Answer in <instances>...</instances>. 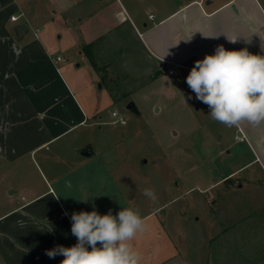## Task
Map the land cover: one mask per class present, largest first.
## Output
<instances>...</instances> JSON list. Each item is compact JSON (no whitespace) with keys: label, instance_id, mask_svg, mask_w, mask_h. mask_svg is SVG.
I'll list each match as a JSON object with an SVG mask.
<instances>
[{"label":"crops","instance_id":"1","mask_svg":"<svg viewBox=\"0 0 264 264\" xmlns=\"http://www.w3.org/2000/svg\"><path fill=\"white\" fill-rule=\"evenodd\" d=\"M93 41L111 76L139 70L125 85L143 75L182 85L217 46L264 55V0H0V264H60L46 250L76 244L71 214L93 206L101 215L139 210L140 264H193L163 205L135 207L98 156L94 135L121 100L83 51ZM161 60L177 65L173 75ZM237 128L253 156L239 169L257 164L264 174V122Z\"/></svg>","mask_w":264,"mask_h":264},{"label":"rangeland","instance_id":"2","mask_svg":"<svg viewBox=\"0 0 264 264\" xmlns=\"http://www.w3.org/2000/svg\"><path fill=\"white\" fill-rule=\"evenodd\" d=\"M135 72H112L117 95L131 92L118 104L126 124L107 114L94 135L103 164L135 207L163 205L159 214L193 264H264V174L257 164L239 169L253 156L238 128L213 120L187 83L143 75L123 84Z\"/></svg>","mask_w":264,"mask_h":264},{"label":"clouds","instance_id":"3","mask_svg":"<svg viewBox=\"0 0 264 264\" xmlns=\"http://www.w3.org/2000/svg\"><path fill=\"white\" fill-rule=\"evenodd\" d=\"M185 82L195 98L208 106L213 120L227 127L264 122V55L252 54L247 48L217 46L214 54L195 61ZM143 195L153 202L158 199L152 189H145ZM70 219L77 243L46 250L49 258L62 255L60 264H140L141 253L132 241L147 225L138 209L121 208L115 215L111 210L101 215L93 206L91 212H73ZM18 223L23 226L22 221Z\"/></svg>","mask_w":264,"mask_h":264},{"label":"trees","instance_id":"4","mask_svg":"<svg viewBox=\"0 0 264 264\" xmlns=\"http://www.w3.org/2000/svg\"><path fill=\"white\" fill-rule=\"evenodd\" d=\"M96 45V42H90L83 47V51L86 53L88 56L91 65L93 68L101 74L102 80L105 83V85L109 88L111 91V94L113 96V99L115 102L120 101L121 99L127 97V95L131 92H121L120 96L117 95L115 91V87L118 89V85H120L119 81H114V79L111 76V72L107 69L108 65L107 64H101L95 54L94 51V46ZM119 90V89H118ZM228 180V179H227Z\"/></svg>","mask_w":264,"mask_h":264},{"label":"built area","instance_id":"5","mask_svg":"<svg viewBox=\"0 0 264 264\" xmlns=\"http://www.w3.org/2000/svg\"><path fill=\"white\" fill-rule=\"evenodd\" d=\"M118 1H121V0H118ZM20 16L21 15H13L11 17V19L16 21L19 19ZM57 59L60 60L63 58L58 56ZM176 67H177V65L175 63H171L170 61H167V60H161L159 66H158V69L162 72L168 73L169 75H173ZM112 117L115 118L113 120L114 123L126 124V122H127L126 118L117 111L112 112ZM236 138H239L240 140L244 139L243 136H238V135L236 136Z\"/></svg>","mask_w":264,"mask_h":264},{"label":"water","instance_id":"6","mask_svg":"<svg viewBox=\"0 0 264 264\" xmlns=\"http://www.w3.org/2000/svg\"><path fill=\"white\" fill-rule=\"evenodd\" d=\"M26 28H27V27H26L25 25H20V26L17 27V29H18L20 32L23 31V30L26 29ZM127 107H128V109L133 110V111H136V110H137V108H136V106H135V104H134L133 102H130V103L128 104ZM82 153H83L84 155H87V156H89V155L92 154L90 150L83 151Z\"/></svg>","mask_w":264,"mask_h":264}]
</instances>
